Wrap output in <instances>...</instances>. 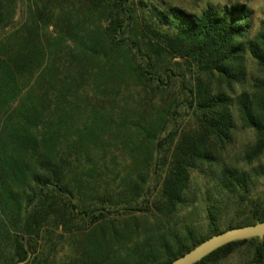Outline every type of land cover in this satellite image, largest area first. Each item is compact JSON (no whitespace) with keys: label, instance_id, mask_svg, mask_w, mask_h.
I'll return each instance as SVG.
<instances>
[{"label":"trees","instance_id":"1","mask_svg":"<svg viewBox=\"0 0 264 264\" xmlns=\"http://www.w3.org/2000/svg\"><path fill=\"white\" fill-rule=\"evenodd\" d=\"M150 0H0V264H171L226 230L263 167L221 161L240 120L264 157V16L247 2L199 12ZM10 31L5 32L6 29ZM254 64L259 73L250 68ZM215 181L208 220L194 173ZM23 240V241H22ZM264 264V239L197 264Z\"/></svg>","mask_w":264,"mask_h":264},{"label":"rangeland","instance_id":"2","mask_svg":"<svg viewBox=\"0 0 264 264\" xmlns=\"http://www.w3.org/2000/svg\"><path fill=\"white\" fill-rule=\"evenodd\" d=\"M155 4L160 6L164 5H174L182 9L191 12H199L204 9L208 4H216L220 7L225 5L235 3V2H247L254 13V32L258 29L259 21L264 16V0H150ZM151 2V3H153ZM26 6V0H18L17 6V17L16 21L20 20ZM10 31L6 29L5 32ZM250 68L253 73L257 75L259 73L257 67L252 63ZM237 129L234 132V138L232 143L223 151L221 161L224 163L232 164L234 166H239L245 169H250L251 167H263L264 168V157L255 162L252 166H247L244 162L245 151L248 146H251L256 141L255 132L252 129L243 128L240 120L236 121ZM215 181H212L206 176L200 175L198 172L194 173L193 181L191 184V193L197 196L198 202L196 206H191L186 210H183L181 215L178 217V229L183 230L185 225H193L196 227H202L205 230L207 227V217L205 211V204L203 203V197L207 191L214 189ZM264 198V176L259 178H254L253 184L250 185V190L246 194L244 200L241 201L240 198L234 197H224L222 198L224 208L227 211L228 216L224 219V224L222 228H225L229 223L227 222L232 217H236L237 220L244 219L251 216L252 206ZM246 257V256H245ZM243 256L235 255L229 264H239V261L243 260Z\"/></svg>","mask_w":264,"mask_h":264},{"label":"water","instance_id":"3","mask_svg":"<svg viewBox=\"0 0 264 264\" xmlns=\"http://www.w3.org/2000/svg\"><path fill=\"white\" fill-rule=\"evenodd\" d=\"M253 238L264 239V222L226 230L204 241L171 264H197L213 252L230 243Z\"/></svg>","mask_w":264,"mask_h":264}]
</instances>
